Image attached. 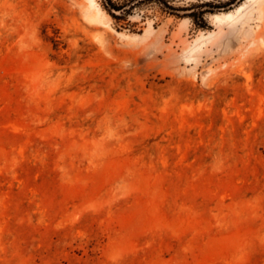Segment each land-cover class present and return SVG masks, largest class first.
I'll return each instance as SVG.
<instances>
[{
    "label": "rangeland",
    "instance_id": "1",
    "mask_svg": "<svg viewBox=\"0 0 264 264\" xmlns=\"http://www.w3.org/2000/svg\"><path fill=\"white\" fill-rule=\"evenodd\" d=\"M95 2L0 0V264H264V0Z\"/></svg>",
    "mask_w": 264,
    "mask_h": 264
},
{
    "label": "bare ground",
    "instance_id": "2",
    "mask_svg": "<svg viewBox=\"0 0 264 264\" xmlns=\"http://www.w3.org/2000/svg\"><path fill=\"white\" fill-rule=\"evenodd\" d=\"M89 6L95 11V14H100V7L95 2V0H87ZM251 3L257 2L259 0H250ZM249 2V1H248ZM245 8L244 4H239L234 10H228L224 12H218L211 14L212 23H232L237 20L238 16L243 12ZM93 17L95 15L93 14ZM98 17V15L96 16ZM214 36L213 31L201 32L197 35L190 43L188 49L185 52L190 54L193 50L200 47L205 41L211 39Z\"/></svg>",
    "mask_w": 264,
    "mask_h": 264
},
{
    "label": "trees",
    "instance_id": "3",
    "mask_svg": "<svg viewBox=\"0 0 264 264\" xmlns=\"http://www.w3.org/2000/svg\"><path fill=\"white\" fill-rule=\"evenodd\" d=\"M110 0H106V5L109 7V8H111V7H115V6H113V4H111L110 2H109ZM116 10H120V9H122V7H117V8H115Z\"/></svg>",
    "mask_w": 264,
    "mask_h": 264
}]
</instances>
